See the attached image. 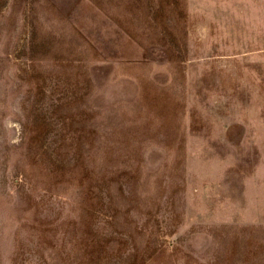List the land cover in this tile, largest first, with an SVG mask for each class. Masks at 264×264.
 Instances as JSON below:
<instances>
[{"label": "rangeland", "instance_id": "rangeland-1", "mask_svg": "<svg viewBox=\"0 0 264 264\" xmlns=\"http://www.w3.org/2000/svg\"><path fill=\"white\" fill-rule=\"evenodd\" d=\"M0 264H264V0H0Z\"/></svg>", "mask_w": 264, "mask_h": 264}]
</instances>
